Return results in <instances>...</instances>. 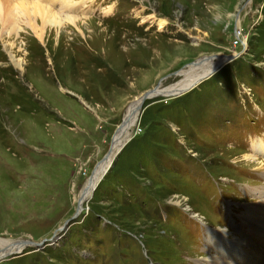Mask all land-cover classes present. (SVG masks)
Segmentation results:
<instances>
[{"label": "rangeland", "instance_id": "rangeland-1", "mask_svg": "<svg viewBox=\"0 0 264 264\" xmlns=\"http://www.w3.org/2000/svg\"><path fill=\"white\" fill-rule=\"evenodd\" d=\"M82 2L83 34L40 42L20 23L0 40V241H45L0 264L206 263L208 233L240 237L264 187L263 156L248 158L264 141V0ZM218 57L188 92L145 103L72 220L129 108Z\"/></svg>", "mask_w": 264, "mask_h": 264}, {"label": "bare ground", "instance_id": "bare-ground-1", "mask_svg": "<svg viewBox=\"0 0 264 264\" xmlns=\"http://www.w3.org/2000/svg\"><path fill=\"white\" fill-rule=\"evenodd\" d=\"M76 1L33 0L27 2L23 0L19 2L16 0H0L1 42H5L2 36L3 34H6L5 37L8 38H12V35L20 36L23 33L20 23L26 24L28 31L33 33L40 42L44 41L49 30V32L55 31L57 34H60L64 29L73 27L74 30L76 29L80 34H83L84 32L80 28V23L92 22V19H81L76 16V14L78 15L81 12L82 7L85 6V3L76 4ZM166 25L167 21L165 20L158 22L160 30H164ZM5 47L9 50L7 46ZM9 55L13 64L17 68L23 69L22 60L17 59L10 50ZM226 63L227 58L222 57L202 59L190 66L188 72H182L184 76L191 72V75H189L186 81L184 80L175 86L165 89L158 87L154 95L162 96L164 94V96H177L179 92L191 89L198 83L208 79L221 68L220 66ZM139 102L140 100L136 101L129 108L125 119L126 123L117 131L114 137L112 153L109 159L101 163L96 169L92 182H88L85 186V197L80 199L81 204L91 196L93 188L98 185L99 181L112 165L116 153L126 145L131 131L136 126L139 118ZM251 152L252 155H248L249 159L254 160L259 155L264 158V141H253L251 144ZM258 193L260 204L252 209H249L251 207L247 206L248 208L244 212V216L240 217L241 223L238 226L241 236L231 241L223 233H217L216 235L208 233L206 238L207 242L216 250V255L209 257L206 263L199 264H264V260L258 252L259 249L264 252V187L259 189ZM21 249L22 247L19 244L9 245L6 241H0V260Z\"/></svg>", "mask_w": 264, "mask_h": 264}, {"label": "water", "instance_id": "water-1", "mask_svg": "<svg viewBox=\"0 0 264 264\" xmlns=\"http://www.w3.org/2000/svg\"><path fill=\"white\" fill-rule=\"evenodd\" d=\"M224 56H225V55H224ZM226 57H228V58L230 59V61H232L233 59L236 58L235 55H233V56H226ZM158 87H159V85L156 86L155 89H152V90L146 92L145 94H143V96H142L141 99H140L139 106H138L139 114H141V112H142V110H143V107H144L145 103H146L148 100L153 99V98H155V97H157V96H160V95H154V94L156 93V90L158 89ZM192 88H194V87H192ZM192 88H191V89H192ZM191 89H188V90H185V91L179 92V93L177 94V96H180V95H182V93L188 92V91L191 90ZM168 96H170V95H168ZM125 123H126V121L124 120L123 123L121 124V126L119 127V129H120ZM119 129H118V130H119ZM112 145H113V143H112ZM111 153H112V146H111V149L109 150V152L107 153V155H106V156L103 158V160H102V161L96 166L95 170L93 171L92 175L90 176L89 182H92V180L94 179V176H95V171H96V169L101 165V163L106 162V161L109 159ZM102 179H103V178H102ZM102 179H101V180H102ZM97 186H98V185H97ZM97 186L93 188V190H92L93 192L96 190ZM93 192H92V193H93ZM84 193H85V192H84V190H83V192H82V196H81V199L85 197V194H84ZM82 204H83V203H82ZM82 204H81V203L78 204V208H77L76 215L74 216V218H73L72 220H74L75 218H77V217L79 216V214L81 213V211L83 210ZM70 221H71V220H70ZM70 221H69V222H70ZM15 243H16V244H19V245L22 247V250H25V249L28 248V247H32V248H38V247H41V246L45 243V241H43L42 243H34V242H32V241H29V240H24V241H17V242H15ZM15 253H19V251L14 252V253H12V254H10V255H14ZM10 255H8V256H10ZM6 257H7V256H6ZM4 258H5V257H4ZM2 260H3V259H2Z\"/></svg>", "mask_w": 264, "mask_h": 264}]
</instances>
